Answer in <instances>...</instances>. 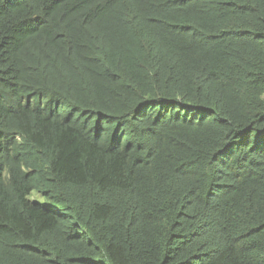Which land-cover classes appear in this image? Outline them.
Wrapping results in <instances>:
<instances>
[{"label":"trees","instance_id":"1","mask_svg":"<svg viewBox=\"0 0 264 264\" xmlns=\"http://www.w3.org/2000/svg\"><path fill=\"white\" fill-rule=\"evenodd\" d=\"M0 264H264V0H0Z\"/></svg>","mask_w":264,"mask_h":264},{"label":"rangeland","instance_id":"2","mask_svg":"<svg viewBox=\"0 0 264 264\" xmlns=\"http://www.w3.org/2000/svg\"><path fill=\"white\" fill-rule=\"evenodd\" d=\"M39 203H47L48 205H51V206H54V202H51V201H49V200H46V199H42V198H38V200H37ZM41 203V204H42Z\"/></svg>","mask_w":264,"mask_h":264}]
</instances>
